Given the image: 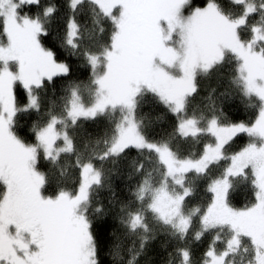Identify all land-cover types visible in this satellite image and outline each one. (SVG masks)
Segmentation results:
<instances>
[{
    "label": "snow or ice",
    "instance_id": "6c2138e0",
    "mask_svg": "<svg viewBox=\"0 0 264 264\" xmlns=\"http://www.w3.org/2000/svg\"><path fill=\"white\" fill-rule=\"evenodd\" d=\"M67 6L62 34L50 39V0H0V264H104L94 231L106 215L101 192L115 197L111 174L132 152L130 176L140 179L120 223L133 239L127 249L114 241L113 264H138L160 231L173 246L168 264H196L189 240L206 237L200 264H264V0ZM61 54L82 59L90 79L69 82L59 111L21 135L20 117L41 114L42 91L70 75ZM227 70L257 109L251 122H227L211 95L194 105L200 79ZM148 96L175 118L164 138L145 132ZM99 118L108 127L93 137L83 124ZM239 134L248 141L230 152ZM205 138L187 154L177 142ZM238 189H247L242 207L231 202Z\"/></svg>",
    "mask_w": 264,
    "mask_h": 264
},
{
    "label": "trees",
    "instance_id": "16d2710c",
    "mask_svg": "<svg viewBox=\"0 0 264 264\" xmlns=\"http://www.w3.org/2000/svg\"><path fill=\"white\" fill-rule=\"evenodd\" d=\"M49 2V0H44ZM51 3L57 7V18L52 22L50 31H53L55 38V30L60 29L62 34L65 17L68 15V0H50ZM46 44L51 47L50 40ZM61 60H66L71 68L70 75L67 77L54 78V84H50L48 88L44 89L41 93L44 99V109L41 114L32 112L30 115L20 117V128L23 131L21 135H29L31 126L36 121L46 115L48 109L54 108L59 111L60 105L63 103V96L65 95V87L69 82H82L87 83L90 79V69L84 61L78 57L68 58L65 54L59 56ZM231 70H227L219 75H212L210 77L201 78L199 81V95L194 101V105L203 107L209 103L208 97L212 96V103L215 104L218 110L224 113L227 122H251L256 115L257 109L253 107L248 98L244 97L234 86L231 85ZM215 90V91H213ZM19 95V90H18ZM147 102L141 107V115L145 117V132L150 138L160 139L166 137L173 132L175 125L174 116L169 113L164 105L155 102L151 96L146 97ZM108 127V122L104 118H99L95 122L85 121L83 128L86 129L93 137L102 136ZM248 137L246 134H239L234 138L232 147L229 150L236 151L247 143ZM182 150L185 154L189 150L199 152L202 144L207 142V138L202 140L199 144L191 146L188 143L180 142ZM136 156L135 152L129 154L127 160H122L117 166V171L111 174V187L115 192V197L107 190L101 192V199L106 208V215L103 218H97L94 221V231L100 241L102 249V259L104 264H113V258L108 254L114 241L119 240L124 249L131 245L132 237H127L124 229L120 223V209L125 204H130L133 200L132 191H134L136 182L140 177L130 176V163L133 157ZM99 166V165H98ZM104 167L111 168L110 164H105ZM75 173H73V179ZM204 184L200 185V192L197 195V203L206 199L203 195ZM51 188L49 189V193ZM247 189H238L233 193L231 202L236 207H242L247 201ZM111 201V203H110ZM209 237L201 241L189 240V246L193 252V260L196 264H200L202 255L206 250ZM173 251V246L169 241L168 236L160 231L155 234V238L150 240L144 250V253L139 257L138 264H168L169 253ZM127 254L125 253V257ZM178 264V262H177Z\"/></svg>",
    "mask_w": 264,
    "mask_h": 264
}]
</instances>
